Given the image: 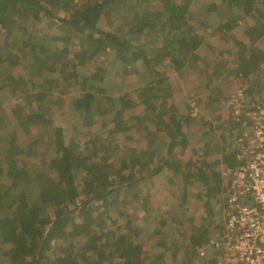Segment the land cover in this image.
Here are the masks:
<instances>
[{"label":"trees","instance_id":"1","mask_svg":"<svg viewBox=\"0 0 264 264\" xmlns=\"http://www.w3.org/2000/svg\"><path fill=\"white\" fill-rule=\"evenodd\" d=\"M124 1L141 11L128 16ZM190 1L0 0V94L8 88L22 97L8 108L0 100V264H217L216 257H200L225 233L213 157L236 163L234 138L241 133L223 91L237 75L234 67L247 64L264 103V16L256 13L264 0H207L201 15ZM219 7L232 15L224 24L238 28L252 19L259 32L240 40L232 57L207 43V32L192 21ZM43 17L57 20L56 38L35 30L23 47L43 81L19 79L11 57L20 44L11 37ZM119 18L128 26L117 25ZM137 74L141 106L108 93L117 78L135 82ZM176 79L198 88L200 116L182 109L169 84ZM55 84L61 87L53 90ZM66 99L71 118L56 110L54 134H34L33 120L45 121L44 110ZM189 186L199 189L203 211L194 220L187 215L194 212Z\"/></svg>","mask_w":264,"mask_h":264},{"label":"rangeland","instance_id":"2","mask_svg":"<svg viewBox=\"0 0 264 264\" xmlns=\"http://www.w3.org/2000/svg\"><path fill=\"white\" fill-rule=\"evenodd\" d=\"M131 0H127V2H129ZM124 3V9L125 11L129 14L128 16L132 15L133 12V8H135L138 11H141V8H136V2L134 4H128L125 1ZM130 3V2H129ZM207 4V0H191L190 1V6L192 8V10L196 13H198L199 15H201L202 10H203V5ZM79 11H81V5L79 4L76 8H74L73 12L74 13H78ZM67 11H61V16L66 15ZM116 13L118 11H115ZM114 12V13H115ZM120 12V11H119ZM219 12H223V16L219 13ZM256 13H259L260 15H262V17L264 16V11L261 8V6H257L256 7ZM232 15L229 14L228 12V8L226 7H219L217 12H212L210 14H206L203 17L204 21H200L198 18L194 17L192 19L195 27L197 29H199L201 32H207V36H206V42L210 43L212 45H214L215 47H219L220 44V48H221V54L222 56H226V57H232V55H234L233 53H237V47L236 45L238 44V42L241 40H244L245 42H248L251 40L250 36H253V39H255L256 36H258V31H253L252 29V25L254 24V21L252 19H247V20H243V21H238V23L240 24V27H230V25L228 24H224V23H229V22H223V17L224 18H231ZM129 20L127 19H122L119 18L117 20V25H120V27H127ZM125 23V24H123ZM222 23L224 24V30L221 28ZM230 24V23H229ZM57 25L58 22L55 19H52L50 17H43V19L40 20V22H37L34 28H32V23L25 25V27L22 28H17V33L15 32V34H13V36L11 37L12 40L16 41V39H19V42L17 41V44H20V46L14 48L13 54H12V66L16 67V74L18 75L19 79H24V80H29V79H37L38 78V74L35 70V67H37V63L35 64H30L28 61L25 60V50L26 48L23 47L24 45L29 41V35L30 32H35V30H40L42 33H50V36L55 39L56 38V29H57ZM127 25V26H126ZM249 28H251V30H249ZM220 31V33H218L217 31ZM3 30L1 31L0 29V33H2ZM36 35V34H34ZM223 36L226 39V42L223 43V41H221L220 37ZM21 40V42H20ZM227 43V45L225 44ZM59 45H63L62 43L59 42ZM230 50V52H228ZM230 53V55H229ZM232 53V54H231ZM27 57V56H26ZM100 65V64H99ZM237 67V68H236ZM234 67L236 70V76L234 77L233 82L230 84L228 83L227 85H225L224 91L223 92H228V95H224L223 97V104L224 106H231L232 107V98L234 97H242L241 95H247L248 96V101L249 103H253L255 101V99L258 97V93L260 92V88L258 87H254L253 85V70L251 69L250 66H248L247 64H244L243 67L241 68L239 65ZM234 70V71H235ZM241 71H246V73L248 75H245L243 72ZM172 76H175L173 74H170ZM249 77L246 80V77ZM137 79L138 81L135 82H123V80L121 78H117L115 80L114 85H112L110 92H108L110 95L113 96H128L129 99L132 101L133 105H140V100L139 97L136 93V90L139 88V86L142 84V80L143 77L140 74H137ZM172 79V78H171ZM177 80V79H176ZM43 81L42 78H38V80H36V83H41ZM180 81V82H179ZM177 80V82L172 81L170 84L171 87L174 88L173 92L174 94H180V98L183 100L182 102V109L185 110V108H187L188 110L192 111V114L194 116H200L199 114V109L201 108V106H195L196 105V101L194 99H196L199 95L198 93V88H196L195 85H191L189 83H185L182 82V79ZM20 86V85H18ZM30 88V85H27ZM61 86H59V84H55L52 85V89L53 90H58ZM25 88L24 86L20 87ZM41 87H36V91L40 90ZM74 91L78 90V87L74 86L73 87ZM90 90V89H89ZM34 91V90H33ZM33 91L32 89L27 90L28 94H31V97H33ZM58 92V91H57ZM27 94V95H28ZM57 94V93H55ZM30 95V94H29ZM59 95V94H58ZM20 94L18 93V96L15 95V93H13L10 89H5L3 90V92L0 94V100L3 103V105L5 107H9V104L11 103V100L14 98H22L19 97ZM32 99V98H31ZM64 99V98H63ZM257 100V99H256ZM258 101V100H257ZM6 108V109H7ZM232 111L234 112V108L232 107ZM56 110H60L61 113L63 114L66 113L68 117V119L71 118V113H73V108L70 104V102L66 99L63 100V102H58L57 104V108L55 105H49V109L44 110V114H45V121H37V120H33L32 122V131L34 132V134H38L41 135L42 137H46L49 135H53L54 134V126H55V122L54 120L60 119V116H57ZM206 114H208L207 112H205ZM209 115V114H208ZM208 117V116H207ZM210 117V116H209ZM207 118V120H212L211 118ZM69 122H71V120H68ZM213 124L215 125L214 120ZM203 121H200V123ZM143 123H139V125H141ZM212 123H210L209 125H213ZM206 125V123H205ZM239 128V127H238ZM234 136V135H233ZM239 136V135H238ZM237 136V137H238ZM222 138V137H221ZM227 135L225 139L227 141ZM229 141L232 140L233 138L229 136ZM20 141L22 142H26L28 140V136L25 133H21L20 137H19ZM236 139V138H234ZM195 138H191L190 139V143L191 146H194V142ZM235 143L238 144L237 140H235ZM239 146V144H238ZM237 148H234V150L232 151L234 156L238 153ZM187 157H189V155H191L192 151L189 149H187L186 151ZM194 154V153H193ZM54 156V155H53ZM111 156H113V154H111ZM214 160V164L213 166L216 165V170L220 171L219 173L221 174L220 178H221V185H220V191L222 194V201H223V208L219 209V213L218 215L221 213V217L220 219L217 218V220H219V222L223 223L225 222V206H224V201L225 198L228 197L229 194V183L227 182V179L223 176V171H222V164H226L223 163V160L221 157H219L220 159H215V157H213ZM236 158V156H235ZM186 160V159H185ZM187 161V160H186ZM237 162V161H236ZM237 163L232 164L231 166H235ZM217 181V177H214L213 180H211L212 183H215ZM225 188V189H224ZM189 191V195H188V202L187 205L189 208H191L192 210H194L193 213H188L187 215H191L192 218H188V219H195L197 218L199 215L202 214L203 216V211H202V205H201V200L198 198L197 196V190H199L198 188H195L194 186L188 187ZM200 192V191H199ZM166 207L169 208V200H167L166 202ZM166 209V208H165ZM218 211V210H217ZM162 213H158L156 214V217H162ZM154 222V221H153ZM160 220H157L153 225H159ZM224 227V226H223ZM214 239H219L221 240L222 237L220 238H215ZM212 238V239H213ZM210 241H208V243H206L205 245L209 246ZM204 245V246H205ZM203 246V247H204ZM200 250V257L202 260H206L208 258H212L215 257V255L217 254V251L213 252L212 254H210L209 256L204 257L201 252L202 249ZM208 252L211 253V249H207ZM217 259V258H216ZM218 261V260H217Z\"/></svg>","mask_w":264,"mask_h":264},{"label":"built area","instance_id":"3","mask_svg":"<svg viewBox=\"0 0 264 264\" xmlns=\"http://www.w3.org/2000/svg\"><path fill=\"white\" fill-rule=\"evenodd\" d=\"M241 96L231 99L233 124L241 130L237 164L221 167L229 183L225 233L201 252L206 257L217 251V264H264V103Z\"/></svg>","mask_w":264,"mask_h":264},{"label":"clouds","instance_id":"4","mask_svg":"<svg viewBox=\"0 0 264 264\" xmlns=\"http://www.w3.org/2000/svg\"><path fill=\"white\" fill-rule=\"evenodd\" d=\"M234 125V124H233ZM235 126V125H234ZM237 127V126H236ZM234 140H236V139H234ZM238 150H239V146H238Z\"/></svg>","mask_w":264,"mask_h":264}]
</instances>
